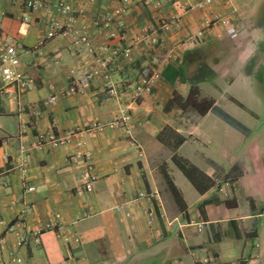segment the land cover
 I'll list each match as a JSON object with an SVG mask.
<instances>
[{
	"label": "crops",
	"instance_id": "0c3cea01",
	"mask_svg": "<svg viewBox=\"0 0 264 264\" xmlns=\"http://www.w3.org/2000/svg\"><path fill=\"white\" fill-rule=\"evenodd\" d=\"M60 1L83 15L59 13ZM255 1L129 0L124 39L110 41V30L92 21L112 13L118 0H48L28 13V23L21 0H0V46L16 47L19 70L37 86L17 95L0 84V264H12L10 252L20 264H203L206 257L216 264H264V5ZM53 21L67 26L66 36L46 38ZM76 34L100 58L109 57L103 47L121 50L108 70L125 91L140 76H158L129 107L126 128L94 129L123 108L106 97L100 76L85 94L64 95L73 76L96 66L74 43ZM207 45L218 60L196 86L199 99L214 106L200 117L171 103L174 93L186 99L191 84L170 85L162 74L169 67L191 71L194 50ZM51 95L56 104L42 106ZM70 130L79 133L70 144L35 148L38 135ZM78 153H89L94 166L97 180L89 189L81 184ZM174 156L196 169L203 191ZM55 215L60 233L79 244L51 232L39 244L17 246L19 234L36 233Z\"/></svg>",
	"mask_w": 264,
	"mask_h": 264
},
{
	"label": "built area",
	"instance_id": "2783aa9c",
	"mask_svg": "<svg viewBox=\"0 0 264 264\" xmlns=\"http://www.w3.org/2000/svg\"><path fill=\"white\" fill-rule=\"evenodd\" d=\"M25 14L22 16V22L28 23V13L34 12L36 10L46 8L48 6V0H21ZM89 3H93L96 0H87ZM155 0H146L147 4L154 2ZM129 0H118L117 7L110 14H105L103 19H95L92 21V25L95 28L108 29V40L122 41L126 33V26L124 24V16L127 13V4ZM213 0H201L200 6H206L212 4ZM57 11L63 15H67L72 19V16L83 15L82 11L76 10L69 3L60 1L56 5ZM64 24H60L56 21H53L50 25V31L47 33L46 38L51 39L57 36L64 37L69 32L66 31ZM74 43L80 44L89 55L95 60L96 66L89 71L73 76L70 80L69 85L64 91L65 96L71 95H83L89 89L92 80L96 76H100L103 81V88L106 97L114 99L118 102L123 108L119 111L116 117L106 125L96 124L94 129H116V128H126L128 123L131 120V116L128 112L129 107L134 104L138 99H140L145 93H149L153 84L154 78L158 76H148L143 75L138 78L135 84L130 88V90L125 91L121 86H118L108 70L109 63L116 57L121 54V50L118 47L106 46L100 49L102 52L109 53V57L100 58L97 55L96 49H94L89 43L88 38L83 35L75 36ZM124 54L126 52H123ZM0 84L7 85L13 89L17 95H23L25 93L34 91L37 86L34 80L19 70V57L18 52L15 46L10 44H3L0 46ZM56 96L51 95L42 102V106H52L56 104ZM126 102V104H124ZM79 133L70 130L67 131L63 136L57 137L53 133H45L37 136V142L35 145L36 149H40L43 145H50L52 147H61L66 146L73 142ZM80 145V144H78ZM22 150V149H21ZM22 160L20 165V170L22 173H25L26 165V156L24 150L21 151ZM89 153H78L75 158L82 159L84 161V170L81 176V184L85 189H89L92 184L97 180L94 166L89 161ZM3 158H6L4 156ZM0 184L1 179H0ZM227 185V184H225ZM26 191H33L32 187H27ZM140 197H145L143 194H140ZM152 212L147 213V217H152ZM58 215H55L53 218H50L47 223H45L36 233H22L18 235L17 246L23 247L30 242L39 244V237L42 232H54L57 238H60L65 244H79L78 238H70L64 234H61L58 226ZM20 221L24 219V216L20 215L18 217ZM31 235V236H30ZM1 243V242H0ZM1 257V251H0ZM9 260L12 264H20L21 260L17 258L16 254L13 252L9 253ZM203 264H216L214 258L206 257L202 260Z\"/></svg>",
	"mask_w": 264,
	"mask_h": 264
},
{
	"label": "trees",
	"instance_id": "16d2710c",
	"mask_svg": "<svg viewBox=\"0 0 264 264\" xmlns=\"http://www.w3.org/2000/svg\"><path fill=\"white\" fill-rule=\"evenodd\" d=\"M210 48L211 47L207 45L204 47H199L196 50H194L195 54L197 55V63H196V66L191 71H187L183 67H180L178 70H175L174 68L169 67L162 74V77L166 81H168L170 85H173L176 79H178L182 83L191 84V88H190L189 94L186 97V99H182L177 94L174 93L171 103L175 104L179 109H181L184 112H188V111L194 112L200 117L206 115L210 110H212L214 106V102L211 99H199V89L196 86V83L206 79L211 74L212 65L216 63L218 60V59L216 60L215 54L211 52ZM221 117L224 121H226L236 130L238 131L244 130L242 125H240L237 121H235L228 115L221 113ZM181 141L182 140H180L179 143L176 145L178 146L181 143ZM173 161L178 166V168L181 170V172L184 174V176L200 192L203 191L197 186L201 182L202 179H198V181H196L197 177H194L193 175V172H195L196 169L192 167L191 165H189L187 161L180 159L178 157L174 156ZM197 173H198L197 176L201 174L198 171ZM169 186L172 189V192L174 194V197L176 199V202L179 208L184 209L185 205L182 202L181 197L179 196L178 192L174 189V187L171 184H169ZM45 233L46 234L49 233L48 235H50L51 232L50 231L42 232L39 237L40 243H41V238ZM46 255H47V252H46ZM50 263H51V260H50Z\"/></svg>",
	"mask_w": 264,
	"mask_h": 264
},
{
	"label": "rangeland",
	"instance_id": "374dc122",
	"mask_svg": "<svg viewBox=\"0 0 264 264\" xmlns=\"http://www.w3.org/2000/svg\"><path fill=\"white\" fill-rule=\"evenodd\" d=\"M260 2H262L261 3V5H260V8H262V6L264 5V2H263V0H256L254 3L256 4H259Z\"/></svg>",
	"mask_w": 264,
	"mask_h": 264
}]
</instances>
